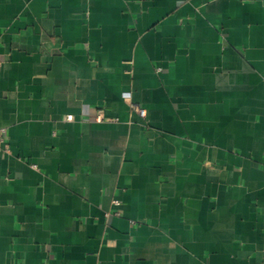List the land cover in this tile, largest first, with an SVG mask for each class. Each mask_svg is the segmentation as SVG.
<instances>
[{
    "label": "crops",
    "instance_id": "1",
    "mask_svg": "<svg viewBox=\"0 0 264 264\" xmlns=\"http://www.w3.org/2000/svg\"><path fill=\"white\" fill-rule=\"evenodd\" d=\"M0 128V264H264V0H0Z\"/></svg>",
    "mask_w": 264,
    "mask_h": 264
},
{
    "label": "built area",
    "instance_id": "2",
    "mask_svg": "<svg viewBox=\"0 0 264 264\" xmlns=\"http://www.w3.org/2000/svg\"><path fill=\"white\" fill-rule=\"evenodd\" d=\"M144 113V110H141V114ZM72 115H69L68 118L72 119ZM11 150L9 143L7 142L6 138V129L5 128H0V151H6L9 152ZM116 204H119L118 200H115ZM117 215H119V211L116 212Z\"/></svg>",
    "mask_w": 264,
    "mask_h": 264
}]
</instances>
